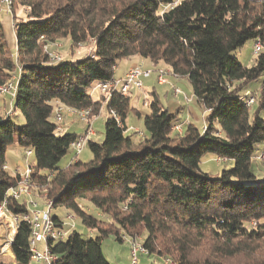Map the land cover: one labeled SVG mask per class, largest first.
I'll return each instance as SVG.
<instances>
[{"label":"trees","instance_id":"1","mask_svg":"<svg viewBox=\"0 0 264 264\" xmlns=\"http://www.w3.org/2000/svg\"><path fill=\"white\" fill-rule=\"evenodd\" d=\"M10 2L11 13L19 5L26 16L16 20L11 14L15 48L10 49L0 14V88L16 80L15 95L0 113V203L6 200L12 215L26 212L23 202L6 196L19 175L3 167L10 147L30 150V181L43 188L51 209L65 208L96 232L83 238L71 229L65 240L48 241L56 264H109L104 237L122 243L124 236L136 239L144 232L149 255L177 264H264V173L260 181L252 169L254 145L264 143V0ZM64 39L70 48L92 40V54L51 64L46 46ZM250 41L260 51L248 67L233 53ZM132 57L187 79L204 111L202 131L189 123L175 133L177 113L162 108L150 92L145 135L138 141L126 135L129 95L116 89L93 100L87 91L113 80L118 63ZM260 78L256 96L250 94L255 97L250 113L244 91ZM57 104L90 109V119L106 109L103 141L86 144L89 162L74 154L59 166L78 136L56 133L50 119ZM10 106L13 114L6 116ZM15 112L24 119L21 126ZM206 155L232 166L211 177L200 170ZM51 219L62 227L58 216ZM29 236L28 225L19 222L11 247L15 264H29ZM2 257L12 258L8 248Z\"/></svg>","mask_w":264,"mask_h":264},{"label":"rangeland","instance_id":"2","mask_svg":"<svg viewBox=\"0 0 264 264\" xmlns=\"http://www.w3.org/2000/svg\"><path fill=\"white\" fill-rule=\"evenodd\" d=\"M11 7L12 6L10 5V8ZM8 11L9 12L4 14H10V16H12L11 14H13L16 20L25 19L26 10L19 5L14 6L13 13H11L10 9ZM93 44H94L93 41L89 40L86 44H82V45H78L77 47L70 48L69 41L67 39H64V40H59L53 44H50L49 46H46V48L51 54L57 56L60 60L68 58L69 55H74L73 58L81 59L83 57L92 54ZM253 46H254V42L250 41L246 43L241 49L235 51L233 53V56L241 64L250 67L255 60V55L253 53ZM146 61L149 63L148 60ZM158 68H166V67L162 65L159 66ZM158 68H148L146 70L149 69L154 70ZM120 76L121 73L119 72V70H117L114 73V79L117 80ZM170 76L173 77L172 75ZM150 79H151L150 80L151 83L148 85V88L144 86L145 91H147L148 94L146 93L144 96L143 94L141 95L139 92L131 93L130 110L125 120V126L127 128L126 135H131V139L133 141H138V139L141 137L139 136L138 132L141 133L143 136L145 135L143 118L145 115H148L150 113V110L148 107L144 106V101L145 99L146 102L151 101L150 99L152 98V96L151 93L149 92L155 93L157 100L159 101V104L162 106V108L168 110L170 114L177 113L176 121L179 120L177 123L188 122L199 131H202L204 126V120H203L204 111L196 103L192 94L190 84L187 81V79L179 78V77L175 79L174 77L175 79L174 84L176 86L174 87L180 91V95L176 96L177 99H175L172 96L171 90L167 85H161L157 83L156 76L154 74L151 75ZM261 80L262 79L260 78L259 80L252 82L247 88L250 93L252 94L254 93L253 94L254 96H256ZM96 85L97 84H94L93 87H91L87 91L93 100H98L101 95L100 91L96 89ZM8 100L9 99H7V102ZM254 104L255 101L251 105L250 113L253 112L252 106H254ZM14 115L17 116L16 124L18 126H21L24 123L23 117L18 112H15ZM260 116L264 120V112H262ZM107 117H108L107 111L104 107H102L99 111V114L92 118L91 127L94 135L93 137H91V140L93 142L100 143L103 141L104 123ZM63 119L65 123L71 122L73 120L74 125L72 131L77 136H80L84 133L86 128L85 124L80 123L76 118L74 117L69 118L68 116H64ZM50 120L54 121L53 118H51ZM254 150L255 152H254V157L252 159V169L254 175L256 176V179L261 181L262 175L264 173V158L261 160L259 158L264 153V143L260 142L255 144ZM73 155H74L73 151L70 150L67 153V155L62 159V161L59 163V166L64 167L65 165H67L68 161L73 158ZM77 159L82 163H87L92 159L91 153L89 152L86 146L83 147ZM33 161H34L33 156L26 157L24 150L18 149L16 146L10 147L9 150L6 152V165L8 168L7 171L10 174H15V170L17 169V167L20 171H23L25 167H27L30 164H33ZM231 166L232 163L230 161H226V162L216 161V157H213L211 155L204 156L200 162V170L203 173L210 175L211 177L218 176L222 170L228 169ZM32 193H33L34 201L37 204V209H42V207L40 208V206L42 205V200L44 201V206L48 201H50L45 198V193L43 188L37 189L34 187ZM38 198L42 200H39ZM79 204L85 211L89 213L93 212L91 206L88 203L79 202ZM50 215L58 216L63 223H65L72 230H75L77 233L81 234L83 238L95 237L96 235V232L89 231L84 225L81 224L80 220L77 217H75L73 214H71V212H69L63 207L58 206L57 208L51 209ZM68 215H70L73 218H69ZM6 233L7 232L5 226L1 227L0 235L1 236L4 235L5 237ZM145 237H146V232L142 233L140 237H137L136 239L133 240H137V243L142 244ZM123 239L124 241L122 243L117 242L114 239V237L111 235L106 236L102 239L101 242L102 253L104 258L109 264H130L129 241L132 240L128 241V239L130 238L127 237ZM43 247H44L43 244L38 245L37 246L38 251H42ZM164 259L165 258L157 257L156 255L153 254L138 255V264H164L163 262ZM168 259L172 260V262H175L174 264H177V262L174 259L170 257Z\"/></svg>","mask_w":264,"mask_h":264},{"label":"built area","instance_id":"3","mask_svg":"<svg viewBox=\"0 0 264 264\" xmlns=\"http://www.w3.org/2000/svg\"><path fill=\"white\" fill-rule=\"evenodd\" d=\"M11 2L10 0H1L0 1V14H4L9 12ZM260 51L259 44L254 46L253 53L257 54ZM49 59L51 64H55L60 61L57 56L53 54H49ZM154 74L156 76V81L158 84L167 85L169 84L168 78L171 77V72L166 68H158L154 70H146L140 67H134L128 70L123 79L116 80L113 79L109 82L98 83L96 85V89L100 91L101 94L107 93L109 90H118L122 96H127L131 90V88H136L137 90H142L143 88V79H148L151 75ZM175 79L178 78L176 75H172ZM15 87L16 80L8 82L4 86L0 88V95H9L13 97L15 95ZM172 93L174 96H179L180 91L177 88H172ZM255 101V97L248 96L245 100L246 106H251ZM146 100L144 101V106H146ZM90 109H82L75 110L72 108L65 107L63 105H55L53 109V119L57 124L56 133L62 134L64 133L63 126L60 124L63 120L64 116L74 117L80 123L85 124L86 128L82 135L78 136L74 142L71 143L70 148L73 153L78 156L82 151L83 147L86 146L87 142L91 140L94 133L92 131L91 123L92 119H90ZM13 111L11 106L9 110L6 112V116H11ZM110 115L115 119L116 122H119L118 117L115 112L111 111ZM188 122L176 123L173 126V131L178 135L182 134V126L188 125ZM205 127H203L204 129ZM177 131V132H176ZM140 135L141 133L138 132ZM26 157L31 156V151L27 150L25 152ZM264 156L261 157L263 159ZM217 161H223L217 158ZM6 169V166L3 167ZM30 173L31 169L29 165L25 167L23 172L18 174L20 177V181L18 184L7 190L6 196L9 199H13L15 201H20L25 204L26 212L22 215H12L6 206V200H3L0 203V227L6 228V234L0 235V255H3L5 248L9 250L12 247L13 238L16 230V225L19 222H24L29 227V251H30V261H34L41 264H56L58 261V257L52 255L48 251L47 242H57L63 241L66 239L68 232L71 230L65 223L62 224V227H58L50 216L51 211V201H48L44 208L37 209V204L34 201L32 190L34 189V185H32L30 181ZM69 218H73L68 215ZM1 231V228H0ZM125 238V237H123ZM132 240V241H129ZM129 241V256H130V264H138V255H149L148 251L143 247L142 244L137 243V240L128 239ZM43 244V250L38 251L37 246ZM164 264H174L172 260L165 258L163 260Z\"/></svg>","mask_w":264,"mask_h":264},{"label":"crops","instance_id":"4","mask_svg":"<svg viewBox=\"0 0 264 264\" xmlns=\"http://www.w3.org/2000/svg\"><path fill=\"white\" fill-rule=\"evenodd\" d=\"M2 26H3V31H4V35H5V38H6V41L8 43V46L10 49H14L15 48V37H14V33H13V21H12V16H10V14H4L3 18H2ZM74 55H69L68 58L66 59H73V60H77V59H80V58H73ZM140 66L141 68L143 69H148V68H153L152 64L148 63L145 59H141L139 57H132V58H128V59H124L122 61H120L118 63V65L116 66L115 70H114V73L119 70V72L121 73V76L118 78L119 80L120 79H123L125 74L128 72V70H130L131 68H134V67H138ZM160 66V65H159ZM158 67V66H157ZM150 78L148 79H143L142 82L143 83V88L142 90H137L136 88H131L130 92H129V97H131V93L132 92H139L141 95L143 94L145 96V94L148 92L145 91V87L148 88V85L151 83L150 82ZM154 80V79H153ZM169 81V84H167V86L170 88L171 90V93H172V88H174L175 84V79L173 77H170L168 79ZM176 87V86H175ZM150 93V92H149ZM244 93H246V95H250L251 93L248 91V89H246L244 91ZM172 96L176 98V96L173 95L172 93ZM7 99H9V95H0V113H4V106H5V103L7 101ZM10 105V103H9ZM203 115H204V112H203ZM69 118H72V117H69ZM179 121V120H178ZM177 121V122H178ZM179 123H183V122H179ZM62 126H63V129H64V133H74L72 131V128H73V120L71 122H67L65 123L64 119L61 121L60 123ZM214 157V156H213ZM71 160V159H70ZM70 160L68 161V163L70 162ZM216 161H217V157H216ZM20 165V164H19ZM6 170H8L7 168V165H6ZM15 172H18V173H21L23 171H20L17 167V169L15 170ZM39 200H42L40 198H38ZM41 205V204H40ZM44 206V201L42 200V205L40 206V208L42 207L43 208ZM39 207V206H38ZM1 228V227H0ZM9 250V249H8ZM10 252L12 254V258H3L2 255H0V264H15V258H14V255L12 253V249H10ZM41 264V263H37V262H34V261H30L29 264Z\"/></svg>","mask_w":264,"mask_h":264}]
</instances>
